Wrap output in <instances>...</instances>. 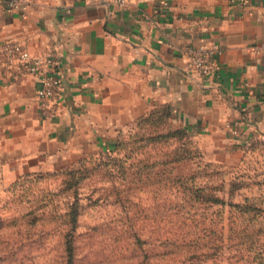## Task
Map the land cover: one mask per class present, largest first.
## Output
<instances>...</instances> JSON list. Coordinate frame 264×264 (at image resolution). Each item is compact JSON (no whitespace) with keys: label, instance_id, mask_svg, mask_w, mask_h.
<instances>
[{"label":"crops","instance_id":"obj_1","mask_svg":"<svg viewBox=\"0 0 264 264\" xmlns=\"http://www.w3.org/2000/svg\"><path fill=\"white\" fill-rule=\"evenodd\" d=\"M0 0V46L56 55L61 114L43 120L38 84L0 71V139L24 171L110 151L118 134L169 107L216 162L250 166L264 186V0ZM217 48V71H189L186 51ZM250 144V146H247Z\"/></svg>","mask_w":264,"mask_h":264},{"label":"rangeland","instance_id":"obj_2","mask_svg":"<svg viewBox=\"0 0 264 264\" xmlns=\"http://www.w3.org/2000/svg\"><path fill=\"white\" fill-rule=\"evenodd\" d=\"M136 122L121 131L126 145L134 143L139 148L132 160L138 161L132 180L120 175L115 187L100 177L82 183L79 198L84 210L78 225L73 226L77 229L79 264H154L152 247L177 228L188 248L192 241L201 251L212 247L203 264H264V186L258 169L216 162L190 134L175 135V120ZM157 132L171 137L148 146L149 135L156 137ZM185 151L191 158L169 166L181 180L176 189L161 183L157 173L163 168L159 165L150 171V177L138 165L148 159L159 163L161 155L171 152L188 157ZM107 152L83 155L61 168L32 172L6 158L0 139V251L8 256L4 264H68L60 257L63 245L70 242V229L56 227L41 215L51 214L57 206L64 214L63 204L70 197L65 182L80 169L79 161ZM205 186L210 190L201 192ZM195 188L199 189L196 194ZM204 193L217 195L225 205L203 203ZM185 260L192 263L191 255Z\"/></svg>","mask_w":264,"mask_h":264},{"label":"trees","instance_id":"obj_3","mask_svg":"<svg viewBox=\"0 0 264 264\" xmlns=\"http://www.w3.org/2000/svg\"><path fill=\"white\" fill-rule=\"evenodd\" d=\"M158 113L160 114L157 115ZM163 118L169 119L170 122L174 120L172 110L169 107H158L138 119L137 122L154 124L156 120ZM176 128L173 127L174 130H178L175 135L180 136L190 134L187 129L179 125ZM121 133L122 132L118 134L116 138L117 142L113 149L107 152L105 156H103V154L99 157L90 156L79 161L80 169L73 172V174H71L72 178L65 182V190L70 192V197L67 198L63 204L66 212L62 214L61 212L63 208H59V206H57L53 207L51 214L46 215V213H42L41 215L43 219H51L49 221L56 227L63 225L70 229V242L63 245V257H60L61 259H65L68 264L80 263L79 248L77 246V229H75V227L73 228V226L78 225L79 217L82 215V211L84 210L82 199L79 198V191L83 187L82 183L92 179V177H100L102 180L111 183L113 187H115L120 175L125 177L128 176L129 179L132 180V175H134V169L136 163L138 162L132 160L135 158L134 154H137L139 148L134 147V143L126 145L121 139ZM157 134H159V132H157ZM149 137L150 139L147 140L148 146L149 144L165 141L171 137V134L165 133L163 136L159 134L156 137L150 134ZM122 152H125V155L123 154L124 156H121L120 153ZM185 153L187 152L185 151ZM186 155L189 156L183 158V156L179 157L177 153H165L159 157V163H149L148 159L145 162L140 161L138 165L141 166L142 171H146L148 173L149 177L150 171L159 165L160 168H163L157 173L163 179H160L161 183L166 182L167 185L174 189L175 185L181 184V180L178 175H173V169L169 166L174 164L176 165L186 158H191V154L187 153ZM205 166L207 167L209 165ZM129 183H132V181H129ZM194 190L196 194L199 189L195 188ZM209 190L210 189L205 186L201 189V192ZM211 191L214 192V189H211ZM247 198L248 197H246L245 201H249ZM261 198V201L264 203V193ZM202 201L203 203L211 206L225 205V202L222 199L211 193H204ZM176 206H180V203H177ZM55 212H58V214ZM176 214L179 215L180 213ZM176 214H174V216H176ZM192 217L193 223H196V217L194 215H192ZM152 248L153 249L150 251V259H152L154 264H187V261L185 260L187 254L191 255L192 263L189 264H203L205 262L203 259L209 256L206 252H211L212 249V247H209L206 251H201L200 249L198 250L195 241H192L191 248H188L187 241L180 228H177L175 231L168 232V235L163 238H159L155 243V246ZM223 248L224 247L221 248V246L218 247V249ZM2 252L3 251H0V264H4V262L8 259V256L4 255Z\"/></svg>","mask_w":264,"mask_h":264},{"label":"built area","instance_id":"obj_4","mask_svg":"<svg viewBox=\"0 0 264 264\" xmlns=\"http://www.w3.org/2000/svg\"><path fill=\"white\" fill-rule=\"evenodd\" d=\"M109 5L125 7L126 0H104ZM10 8L24 11L20 0H9ZM217 48H192L186 51L189 71L209 78L217 71L215 64L219 54ZM56 55H32L23 45L15 41L0 46V71H14L18 75H30L38 84L37 105L43 120L53 121L61 114V98L65 88L64 75L58 68ZM247 146H250L248 144Z\"/></svg>","mask_w":264,"mask_h":264}]
</instances>
